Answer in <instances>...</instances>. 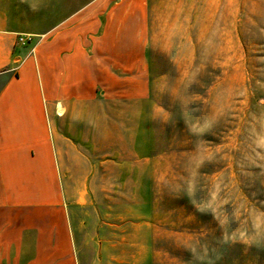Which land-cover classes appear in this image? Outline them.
<instances>
[{
    "label": "crops",
    "instance_id": "1",
    "mask_svg": "<svg viewBox=\"0 0 264 264\" xmlns=\"http://www.w3.org/2000/svg\"><path fill=\"white\" fill-rule=\"evenodd\" d=\"M47 2L0 0V264H154L143 203L93 185L136 158L151 0Z\"/></svg>",
    "mask_w": 264,
    "mask_h": 264
},
{
    "label": "rangeland",
    "instance_id": "2",
    "mask_svg": "<svg viewBox=\"0 0 264 264\" xmlns=\"http://www.w3.org/2000/svg\"><path fill=\"white\" fill-rule=\"evenodd\" d=\"M151 14V81L126 115L136 158L93 185L143 203L154 264H264V0H151Z\"/></svg>",
    "mask_w": 264,
    "mask_h": 264
},
{
    "label": "built area",
    "instance_id": "3",
    "mask_svg": "<svg viewBox=\"0 0 264 264\" xmlns=\"http://www.w3.org/2000/svg\"><path fill=\"white\" fill-rule=\"evenodd\" d=\"M24 39H25V38H20V40H21L22 42L24 41ZM31 40H32L31 37H27V38H26V42H27V41L29 42V41H31Z\"/></svg>",
    "mask_w": 264,
    "mask_h": 264
}]
</instances>
